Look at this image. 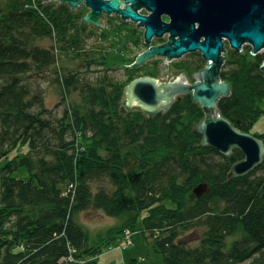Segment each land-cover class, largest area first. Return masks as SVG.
<instances>
[{
    "label": "trees",
    "instance_id": "1",
    "mask_svg": "<svg viewBox=\"0 0 264 264\" xmlns=\"http://www.w3.org/2000/svg\"><path fill=\"white\" fill-rule=\"evenodd\" d=\"M28 1L0 5V264H96L79 262L99 248L75 217L89 208L125 217L115 233L134 228L147 211L145 234L166 264H264V173L253 176L264 162L229 177L244 154L236 148L225 156L203 145L197 127L205 114L190 93L154 117L142 108L128 110L123 96L135 69L121 80L102 74L82 88L85 111L68 105L53 120L32 77L51 70L58 48L88 55L85 38L94 32L83 12L67 3L38 0L34 7ZM55 35L58 48L36 43ZM89 57L87 67L104 62ZM263 61L264 53L252 54L249 47L230 49L219 72L232 92L218 107L245 132L264 113ZM192 63L177 67L192 74L204 66ZM80 73L60 70L68 84ZM258 137L264 141V133ZM23 147L26 152H19ZM20 167L30 175H15ZM107 179L112 188L94 189ZM67 181L74 187L63 188ZM201 182L211 190L196 198L192 191ZM167 198L175 208L167 207ZM200 226L199 244L180 241V232Z\"/></svg>",
    "mask_w": 264,
    "mask_h": 264
},
{
    "label": "water",
    "instance_id": "2",
    "mask_svg": "<svg viewBox=\"0 0 264 264\" xmlns=\"http://www.w3.org/2000/svg\"><path fill=\"white\" fill-rule=\"evenodd\" d=\"M60 1L74 7L82 0ZM85 1L91 11L89 15L83 16L84 20L99 24L103 12H117L124 19L131 18L140 21L138 25L145 26L146 44H151L154 36L161 37L169 33L168 42L150 46L140 53L132 64L134 67L155 56L179 58L195 51H200L208 61L205 68L194 73L199 79L193 83L188 81L186 72L167 82L148 75L135 78L125 89V106L130 109L133 105H139L148 116L153 117L160 109L168 110L178 95L191 93L206 112L198 125V131L203 135V145L213 146L225 155H229L233 148H239L244 153L245 157L233 164L229 176L245 175L264 161V141L237 128L221 113L218 102L222 97L229 96L232 90L229 82L217 77L225 57L221 55V51L226 50L224 38L238 51L245 43H251L253 52L264 48V0ZM126 1L130 4H126ZM122 3L126 6L121 7ZM141 5H145L151 13H139L137 7ZM163 16L170 21L163 20ZM168 66L165 64L161 67ZM209 190L208 183L195 188L198 196Z\"/></svg>",
    "mask_w": 264,
    "mask_h": 264
},
{
    "label": "rangeland",
    "instance_id": "3",
    "mask_svg": "<svg viewBox=\"0 0 264 264\" xmlns=\"http://www.w3.org/2000/svg\"><path fill=\"white\" fill-rule=\"evenodd\" d=\"M6 1L8 0H0V5L5 3ZM39 1L31 0L28 1V4H32L34 7H38L40 6ZM44 2H53L56 5H60L62 3L69 4L68 2H62L60 0H41V3ZM126 4H130V2L127 3L126 1ZM69 6L71 7V9L77 12H83L81 19L88 24V30H93L94 35L85 38L86 51H83V53H87L88 55H80L79 57H74L73 55H71V53H65L58 48V46H61V43L59 37L56 36L57 34L55 35V37L53 36L51 38H39L36 41V43L38 45L40 44L41 46H54V48H58V61L56 62V64L53 65L51 70L46 71L41 75L35 74V76L32 77V83L41 90L44 97L45 107H47L50 112H52L53 120L60 118L68 105L77 106L78 108L82 109V111H85L88 104L86 102L85 97L83 96L82 88L88 83H97L98 78L104 73H108L109 76H111L112 78H119L121 80L127 79L130 76V69H135L137 70V73L133 74V77L137 78L142 75H150L151 77H154L159 81L167 82L181 76L183 71H187V69L184 67L178 68L177 64L188 63L189 65H192V68L195 66V64L192 63L194 61L201 62V64L204 65L203 68H205L208 64V61L203 58L201 52L195 51L185 53L179 58H168V56H155L153 58L148 59L146 62L139 65L138 67H134L132 64L136 61L140 53L147 50L150 46L157 45L158 43L162 44L168 42L169 33H165L161 37L154 36L151 41V44H146L145 42L141 43V39L145 40V26L140 24L138 25L137 22L140 21L136 22L131 18L124 19L122 15L117 12H112L111 14L103 12L102 15L99 17V25L83 19V16L89 15V11H91V8L86 4L85 0L79 2V7H73L70 4ZM125 6L126 5L124 3L121 4V7ZM137 11L144 15H149L151 13V10H149L145 5L137 7ZM163 20H166L167 22L170 21L169 18L166 16H163ZM223 40L225 45L224 49L226 50L221 51V55H225L224 60L221 64V68L225 66L228 51L230 49H234L231 47L228 39L224 38ZM247 47L250 48L252 54L264 53V48L259 52H253V46L251 45V43H245L242 49L239 51H242ZM91 55L95 56L96 59L104 60V62L102 64H92L87 67L88 61L86 60L89 59V56ZM165 64H168L169 67L162 69L161 66H164ZM203 68L192 72V74L187 71L188 81L193 83L197 79H199L194 76V73L199 72ZM60 70L81 72L78 76V78H80L76 82H72L70 80L71 83L68 84L65 78H61ZM219 72L217 77L221 79ZM127 86L125 87V89L127 88ZM181 96L183 95H178L176 97V100ZM126 99L127 95L125 93L123 96V100ZM198 104L200 105V103ZM123 106L126 107L128 110H139V108H141L139 105H133L130 109L124 104ZM200 107L203 109V112L206 115L205 109L201 105ZM166 111L165 109H160L158 112ZM250 133L257 137L264 133V113H262L257 118ZM234 149L236 148H233V150ZM26 150L27 147H23L22 150L18 151L25 153ZM231 153L229 155H231ZM215 159H219V156H216ZM263 173L264 168H261L258 169L253 176L260 175ZM14 174L21 177H28L30 175V172L26 169V167H20L14 172ZM203 183L207 182H201L193 188L192 193L194 197H201L197 195V193L195 192V188ZM98 184H103L108 189L112 188V185L108 179L104 182H95L94 189H97ZM209 186L211 190V185L209 184ZM71 187L74 186L69 181L63 184V188L65 189ZM208 192L202 194V196L207 194ZM164 202L167 207H176V203H174L171 198L165 199ZM146 213L147 211L141 212L134 228L125 227L119 229V232L115 233V231L117 230L116 227L123 225L125 217L111 216L107 214L103 209L96 208H89L87 210L77 212L75 215L76 220L82 225L84 230L87 232L89 236V243L99 244V248L97 249L96 253L90 256H86L85 259L79 260V262L82 263L83 261H87L89 259H95L96 264H166L165 256L163 255V253L157 251L154 248L153 243L147 238L145 234L142 216ZM203 233L204 227L202 226L182 231L180 232L179 236L180 241H183L190 245H197L199 244L200 238L202 237ZM233 239L234 236H230L228 238V241L231 242ZM247 263L248 261H245L240 264Z\"/></svg>",
    "mask_w": 264,
    "mask_h": 264
},
{
    "label": "flooded vegetation",
    "instance_id": "4",
    "mask_svg": "<svg viewBox=\"0 0 264 264\" xmlns=\"http://www.w3.org/2000/svg\"><path fill=\"white\" fill-rule=\"evenodd\" d=\"M141 43H144L145 42V40L144 39H141ZM169 67V66H168ZM183 72H186V74H187V71L185 70V71H183ZM142 76H146V75H142ZM148 76H150V75H148ZM135 79V78H134Z\"/></svg>",
    "mask_w": 264,
    "mask_h": 264
},
{
    "label": "bare ground",
    "instance_id": "5",
    "mask_svg": "<svg viewBox=\"0 0 264 264\" xmlns=\"http://www.w3.org/2000/svg\"><path fill=\"white\" fill-rule=\"evenodd\" d=\"M158 44H159V43H158ZM158 44H157V45H158ZM263 63H264V61H263Z\"/></svg>",
    "mask_w": 264,
    "mask_h": 264
}]
</instances>
